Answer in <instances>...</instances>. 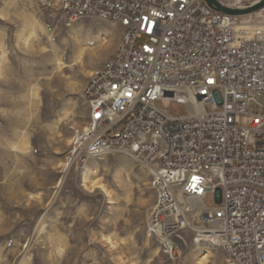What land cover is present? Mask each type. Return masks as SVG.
I'll use <instances>...</instances> for the list:
<instances>
[{"label": "built area", "instance_id": "2783aa9c", "mask_svg": "<svg viewBox=\"0 0 264 264\" xmlns=\"http://www.w3.org/2000/svg\"><path fill=\"white\" fill-rule=\"evenodd\" d=\"M60 1L70 22L122 27L85 85L89 119L73 136L70 164L118 151L147 168L156 195L147 231L167 254L192 229L226 264H264V8L231 15L206 0ZM216 1L245 9L259 0ZM208 192L216 208L205 206Z\"/></svg>", "mask_w": 264, "mask_h": 264}, {"label": "rangeland", "instance_id": "374dc122", "mask_svg": "<svg viewBox=\"0 0 264 264\" xmlns=\"http://www.w3.org/2000/svg\"><path fill=\"white\" fill-rule=\"evenodd\" d=\"M121 40L119 24L66 20L60 0H0V264H226L195 230L174 256L148 234L156 195L134 159L116 151L70 164L89 119L85 85ZM204 204L219 205L214 192Z\"/></svg>", "mask_w": 264, "mask_h": 264}, {"label": "water", "instance_id": "95a60500", "mask_svg": "<svg viewBox=\"0 0 264 264\" xmlns=\"http://www.w3.org/2000/svg\"><path fill=\"white\" fill-rule=\"evenodd\" d=\"M206 2L215 10L224 12L231 15H245L250 14L252 12L258 11L262 8H264V0H259L257 3L250 5L249 7L245 9H234V8H228L224 7L221 4H219L216 0H206Z\"/></svg>", "mask_w": 264, "mask_h": 264}, {"label": "bare ground", "instance_id": "6f19581e", "mask_svg": "<svg viewBox=\"0 0 264 264\" xmlns=\"http://www.w3.org/2000/svg\"><path fill=\"white\" fill-rule=\"evenodd\" d=\"M83 51H85V49H83ZM84 54V53H83ZM85 55V54H84ZM94 55V50L89 51L88 56H93ZM64 64L60 63V68L63 67ZM191 204H193L194 206L200 207L201 206V202L199 200H193L190 201ZM200 236V235H199ZM198 242H206L205 240H202L201 238H197L196 239ZM207 243V242H206Z\"/></svg>", "mask_w": 264, "mask_h": 264}, {"label": "snow or ice", "instance_id": "6c2138e0", "mask_svg": "<svg viewBox=\"0 0 264 264\" xmlns=\"http://www.w3.org/2000/svg\"><path fill=\"white\" fill-rule=\"evenodd\" d=\"M125 23H127V21H125ZM209 83H212V81H209ZM129 97L131 96V94H128ZM99 117V114H97ZM164 260L166 261V264H173V259L169 258V257H164ZM176 264H181L180 261H177Z\"/></svg>", "mask_w": 264, "mask_h": 264}]
</instances>
